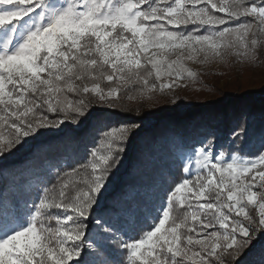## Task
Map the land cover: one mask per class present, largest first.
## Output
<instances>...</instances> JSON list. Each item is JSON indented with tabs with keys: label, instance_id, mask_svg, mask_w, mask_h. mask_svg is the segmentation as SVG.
<instances>
[{
	"label": "snow or ice",
	"instance_id": "6c2138e0",
	"mask_svg": "<svg viewBox=\"0 0 264 264\" xmlns=\"http://www.w3.org/2000/svg\"><path fill=\"white\" fill-rule=\"evenodd\" d=\"M262 48L264 0H0V165L40 129L83 123L93 103L198 83L189 63L255 65ZM130 131L101 128L25 210L0 200V264H246L264 239V136L252 155L193 148L111 259L114 233L90 222Z\"/></svg>",
	"mask_w": 264,
	"mask_h": 264
},
{
	"label": "trees",
	"instance_id": "16d2710c",
	"mask_svg": "<svg viewBox=\"0 0 264 264\" xmlns=\"http://www.w3.org/2000/svg\"><path fill=\"white\" fill-rule=\"evenodd\" d=\"M116 103L115 109L93 103L91 116L83 123L72 122L60 135H47L41 143L34 140L19 152L13 150L15 154L0 165V200L6 199L20 205L45 186L52 188L58 176L70 172L71 166L85 159L94 142L101 138V128L149 123L148 127L137 131L134 137L136 143L127 154L125 168L113 185L110 202L104 209L117 211L133 207L131 233L135 220L143 219L154 200L147 202L141 194L133 201L125 199L126 190L136 184H150L157 187L156 192H167L182 177L178 161L168 151L169 146L165 141L168 134L181 131L215 139L221 133L222 141L229 134L239 133L243 127L247 130L246 136L232 135L230 142L238 145L236 151L247 155L257 152L264 136V88L199 109H172L169 106L148 109L143 104ZM31 146H35L33 150ZM156 196L157 193L154 198ZM121 221V218H116L114 225H119ZM224 259L226 264H235L230 256ZM245 262L264 264V239L256 243L253 251L245 257Z\"/></svg>",
	"mask_w": 264,
	"mask_h": 264
},
{
	"label": "rangeland",
	"instance_id": "374dc122",
	"mask_svg": "<svg viewBox=\"0 0 264 264\" xmlns=\"http://www.w3.org/2000/svg\"><path fill=\"white\" fill-rule=\"evenodd\" d=\"M259 59L256 61L255 65H251L245 62H238L237 58L232 57L229 59L227 64H220L213 62L207 65L193 64L189 63L188 67L194 72L198 73V83L186 82V86L178 87L174 90H166L162 94L159 92H154L149 96L139 97L137 96L134 100L127 99L129 93L122 92L120 99L117 102H122L125 105H145L148 109H156L158 107L169 106L170 108L181 107L183 109H196L207 105H212L215 103L225 102L229 98L247 95L249 93H255L264 88V48L258 50ZM130 88H138L139 85H131ZM135 95V93H131ZM108 107L107 105H103ZM72 125L71 121H66L59 128H45L40 129L39 134L36 137L38 143L43 142L44 136H56L60 135L64 130ZM149 123H141L140 125H129L131 131L128 135V139L125 141V151L120 154V160L117 165L111 170V174L108 177L107 185L102 190V194L99 199V204L94 207L92 212L91 228L89 230L90 234L94 232L97 227L101 224L103 227L100 228L99 235H105L103 228H109L110 231L107 235H113L115 238L108 240L106 242V251L109 253L113 261H119L120 249L117 247V240H123L126 238V233L130 234L132 227V217H133V207H129L127 210H117V211H104L105 205L110 202V195L113 192V185L118 182L122 171L125 168V162L127 160V154L131 151V148L136 141L134 137L139 129L143 127H148ZM187 131V128H184ZM233 135V134H232ZM232 135H228L225 140L220 139L222 134H218L215 139H210L206 137H200L197 135H190L186 132H175L173 134H168L165 141L168 143V151L170 156L175 158L180 165V172L182 176L184 175L182 171V165L186 162L187 157L191 155L192 149L205 148L208 150H213L216 152L224 151L227 154L236 153L242 154L236 151L237 144L231 141ZM30 143L26 145L29 147L32 143V138H28ZM101 139V138H100ZM135 141V142H134ZM35 146L30 148L33 150ZM167 159V157L165 158ZM33 185V184H32ZM157 187L150 184L135 186L126 190L124 198L133 201V198L142 195L143 199L148 201H153L152 205L159 199V197L166 192H156ZM43 193V189L38 190L33 196L28 198L22 204L18 205L21 210L24 209L25 203H30L35 200L39 195ZM155 193L158 194L154 198ZM135 200V199H134ZM152 206L145 212L144 216L148 214ZM55 211V210H53ZM254 214V213H253ZM143 216V217H144ZM116 218H121L122 221L119 225H114ZM100 242V241H98ZM88 244L85 243V248L87 249ZM89 252L94 251V249H88ZM91 259L92 257H87Z\"/></svg>",
	"mask_w": 264,
	"mask_h": 264
}]
</instances>
